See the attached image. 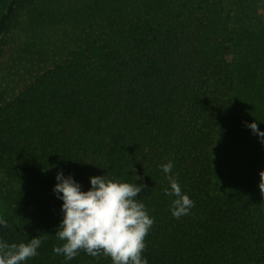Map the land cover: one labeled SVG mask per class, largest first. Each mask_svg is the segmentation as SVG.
Here are the masks:
<instances>
[{
    "label": "trees",
    "instance_id": "obj_1",
    "mask_svg": "<svg viewBox=\"0 0 264 264\" xmlns=\"http://www.w3.org/2000/svg\"><path fill=\"white\" fill-rule=\"evenodd\" d=\"M33 1L0 0V56ZM248 1L143 0L127 14L108 13L77 48L2 100L0 218L8 227L0 226V241L46 237L24 264H112L53 252L63 243L55 236L63 201L53 193L61 170L82 191L103 175L146 185L137 199L154 219L142 253L148 264H264V144L258 138L249 150L233 188L217 185L214 160L249 77L237 54L260 40L244 17ZM168 162L194 201L179 219L175 197L164 194Z\"/></svg>",
    "mask_w": 264,
    "mask_h": 264
},
{
    "label": "rangeland",
    "instance_id": "obj_2",
    "mask_svg": "<svg viewBox=\"0 0 264 264\" xmlns=\"http://www.w3.org/2000/svg\"><path fill=\"white\" fill-rule=\"evenodd\" d=\"M142 2L34 0L5 36L0 56V103L58 61L66 49L77 48L84 35L99 29L108 13L127 14ZM244 17H249L251 29L260 40H255V49H242L237 54L249 77L237 89L228 119L230 130L221 133L214 146L217 185L221 189L237 186L239 170L244 168L246 156L258 139L246 124L255 122L260 130L264 116V0H249Z\"/></svg>",
    "mask_w": 264,
    "mask_h": 264
},
{
    "label": "clouds",
    "instance_id": "obj_3",
    "mask_svg": "<svg viewBox=\"0 0 264 264\" xmlns=\"http://www.w3.org/2000/svg\"><path fill=\"white\" fill-rule=\"evenodd\" d=\"M264 144V132L255 122L246 124ZM172 162L161 165L170 184L164 194L175 197L170 205L172 216L176 219L188 215L194 201L182 193L178 180L170 175ZM260 195L264 198V170L259 173ZM140 176H136L140 180ZM57 183L53 193L62 200L61 220L55 236L62 245L53 246V252L63 255L66 260L74 259L80 252L92 257L101 255L110 258L112 264H148L142 253L154 219L149 216L146 206L137 197L144 184L127 183L106 179L105 176L89 177L90 189L82 191L79 183L62 170L55 176ZM0 226L8 227L0 218ZM46 237H34L28 243L8 244L0 241V264H24L38 255Z\"/></svg>",
    "mask_w": 264,
    "mask_h": 264
}]
</instances>
